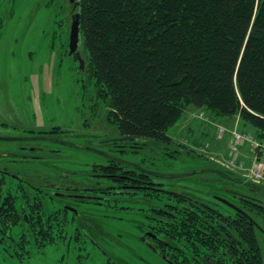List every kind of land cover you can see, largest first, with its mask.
I'll list each match as a JSON object with an SVG mask.
<instances>
[{
  "label": "trees",
  "instance_id": "16d2710c",
  "mask_svg": "<svg viewBox=\"0 0 264 264\" xmlns=\"http://www.w3.org/2000/svg\"><path fill=\"white\" fill-rule=\"evenodd\" d=\"M76 13L86 54L84 83L92 86L94 106L104 105L106 120L121 136L134 139L113 142V148L122 144L136 154L141 149L136 139L146 138L162 147V161L180 156L207 161L175 146L167 134L191 106L214 120L239 115L240 128L253 129L264 140V0H78ZM63 132L55 128L39 134L56 140ZM93 167L151 182L153 189L135 193L151 207L142 213L140 225L152 226L157 237L150 243L167 264H264L259 243V236L264 239L263 186L218 166H210L217 171H206L209 177L198 178L188 189L107 159ZM112 179L121 184L120 178ZM3 186L0 181L1 233L8 236L21 225L36 236L38 246L63 234L69 213L55 207L42 190L15 188L25 202L17 209L16 197L2 193ZM43 199L53 208L48 211ZM218 206L230 212L224 214ZM112 262L117 264H107Z\"/></svg>",
  "mask_w": 264,
  "mask_h": 264
},
{
  "label": "rangeland",
  "instance_id": "374dc122",
  "mask_svg": "<svg viewBox=\"0 0 264 264\" xmlns=\"http://www.w3.org/2000/svg\"><path fill=\"white\" fill-rule=\"evenodd\" d=\"M63 2L69 5L68 0ZM58 11L57 0H0V138L25 140L0 141V180L8 182L2 187V193L10 191L16 197L17 209L25 205L24 198L16 195L12 178L7 175L4 178L1 170L5 168L8 172L22 173L27 177L28 182L19 188L33 193L35 191L29 188L30 182L43 188L44 178L49 177L64 185L73 182L86 184L82 173H99L93 166L103 164L105 156L112 155L113 158L128 164H140L162 175H189L210 166L241 175L236 168L228 169L222 164L224 162H216L215 155L211 153L216 146L225 150L230 141L228 133H217L216 125L232 128V119H238L237 115L230 120H214L205 110L191 106L177 125L168 130L167 134L175 146L181 145L185 147L178 146L181 149L203 155L207 161L182 156L178 159L166 157L162 161V147L146 138L136 139L141 146L136 154L114 151L111 143L103 144L102 141L122 136L116 125L106 120V107L102 104L94 106L92 86L84 83L87 80L84 70L69 73V69H72L70 62L58 66L57 59H54L58 55L52 53L58 42L54 38L55 22L64 13L58 14ZM79 51L84 59L86 54L81 44ZM200 114L210 119V123L198 118ZM55 128L66 132V135H55L56 141L40 139L44 135L39 132ZM239 131L242 132V129ZM247 131L254 132L249 128ZM36 137L39 139L29 141ZM20 154L27 155L24 161H10ZM144 157L146 161L142 162ZM206 177H209L208 172L186 178L158 180L174 188L182 185L188 189L196 185L198 178ZM246 180L251 182V179ZM42 203L48 211L53 208L47 199H43ZM127 203L122 200L118 202L123 206ZM130 206L131 210H122L78 203L76 208L88 214L89 223L100 227L103 233L76 232L78 227L88 230V225L71 221L64 225L60 237L53 234L55 240L47 242L45 246H38L36 236L21 225L14 226L8 236L0 232V264H107L110 260L117 264H167L138 237V228L144 221V211L139 209L145 208L144 201L131 202ZM218 209L224 214L230 212L224 206H218ZM71 218L69 213L68 219ZM259 243L264 257V239L261 236Z\"/></svg>",
  "mask_w": 264,
  "mask_h": 264
},
{
  "label": "flooded vegetation",
  "instance_id": "af4514ba",
  "mask_svg": "<svg viewBox=\"0 0 264 264\" xmlns=\"http://www.w3.org/2000/svg\"><path fill=\"white\" fill-rule=\"evenodd\" d=\"M58 1V14L64 12L62 14V17H60L56 22L55 25L56 27L54 28V38L58 39V42H54L56 44V49L52 51V53H57L58 55H55L54 59H57L58 61V66L62 65L63 62L66 63V61L70 62L72 69H69V73H78L82 72L84 70V62L83 66H80V61L78 57L76 56V53L78 52L79 54V46L76 49L75 52H70L69 49V38H70V29L69 25L71 27V16L76 13V9L78 7V0H68L69 5L66 6L65 2L62 3V0H57ZM40 6V5H38ZM69 29V32H68ZM81 60L83 61L82 56L80 55ZM52 141V140H50ZM113 148V147H112ZM112 150L118 151V152H126L128 151L126 148L122 146V144H116L115 148ZM132 150V149H129ZM113 151V152H114ZM133 151V150H132ZM138 152V151H137ZM15 156V155H13ZM27 155H17V157H13L10 159L11 162H15L16 160L24 161L26 159ZM111 157V156H109ZM114 156L112 155L111 158L105 157V159L109 161H114L116 163L122 164V166H128L133 169H136L138 173H143V170L150 171L148 168H143L139 164H126L124 161L118 162L116 158H113ZM17 158V159H16ZM99 171L101 168H95V170ZM93 170V172H95ZM2 174L5 176H9L12 178V182L15 185V188H19V186H22L23 183L28 182L27 177L21 175L22 173H17L13 174L11 172H8L7 169L1 170ZM152 172V171H151ZM145 174V173H143ZM148 175V174H145ZM137 175H131L128 176L126 174L122 175H117V174H106V173H82V177L84 180H86V184L82 182H73L64 185V183L57 181L54 178H44V184L45 186L43 188L41 187H36L33 184V181L30 182V187L32 188L35 192H38V190L43 191V195L49 198L50 201L53 202L55 207L57 208H62L63 210H66L67 213H70L72 215V218L69 219V222L73 221L74 223L78 222L81 225H88V230H80L79 227L77 228L76 232L79 233H95L98 234L103 233V230H101L100 227L94 225L93 223H89L88 217H90L88 214H86L83 211H80L76 208V205L81 202H86V203H92L97 206H103L105 205H116V209H122L124 210L125 208H128L130 206L131 202L134 201H139V200H145L144 205L145 208H142V210L145 212L146 210H151V207H149V202L146 201L148 199H144L141 195L138 197L135 195V193H138L139 188H147V189H153L149 184L151 183L150 181H145V180H140L136 177ZM151 176V175H150ZM94 177H101V180H97ZM120 178L121 184H114L112 178ZM2 183L4 185H7L8 182H6L4 179H1ZM39 183H42L39 181ZM89 183V184H87ZM146 184V185H144ZM20 189V188H19ZM163 190V189H162ZM164 192L168 193L171 191H165ZM230 193L232 191H229ZM33 193V192H32ZM173 193V192H171ZM31 197V195H29ZM216 196H213L215 198ZM32 198V197H31ZM51 198H53L51 200ZM127 201V205H119V201ZM216 201H218L216 199ZM110 202V204H108ZM219 202V201H218ZM221 203V202H220ZM108 208V207H107ZM106 217V216H104ZM108 218V217H107ZM110 218H115V217H110ZM92 220L96 221V219L91 218ZM119 219V218H116ZM91 225V226H90ZM141 227V228H140ZM139 229V238L142 240L143 244L155 255L160 256V252H158L150 243V240L152 237L156 238V234L152 233V226H142L140 225ZM161 257V256H160ZM162 258L166 259L165 256L162 255ZM167 260V259H166ZM168 261V260H167ZM113 264V263H111Z\"/></svg>",
  "mask_w": 264,
  "mask_h": 264
},
{
  "label": "water",
  "instance_id": "95a60500",
  "mask_svg": "<svg viewBox=\"0 0 264 264\" xmlns=\"http://www.w3.org/2000/svg\"><path fill=\"white\" fill-rule=\"evenodd\" d=\"M81 43V38H80V31H79V14L76 13L74 15L71 16V27H70V38H69V49L70 52H75L76 49L78 48V46ZM76 56L78 57L79 61H80V66H83V61L80 58V54L77 52ZM41 139H45L44 137H40ZM24 139L22 138H0V141H16V142H21ZM30 140H34V138H30ZM134 140L133 138H128V137H120L118 139H113V140H105L102 141V143H107V142H121V141H131ZM89 150H93V151H97L94 148H88ZM108 158H111L109 156H107ZM118 162H123L122 160H117ZM126 163V162H125ZM128 164V163H126ZM209 170H213L214 172H216L215 169H206L205 171H209ZM201 171H197V173H200ZM143 173L151 175L153 177H158V178H165V179H176V178H184L186 176H188V174H157L151 171H146L143 170ZM262 190H264V188H262ZM169 194H174L171 192H168ZM217 200L220 201L221 203H223L224 205H226L227 207L231 208L232 210H234L236 213L241 214V215H245L240 209H238L236 206H234L233 204L229 203L227 200L222 199L220 197H217ZM246 216V215H245ZM248 219L250 221H252L249 217Z\"/></svg>",
  "mask_w": 264,
  "mask_h": 264
},
{
  "label": "built area",
  "instance_id": "2783aa9c",
  "mask_svg": "<svg viewBox=\"0 0 264 264\" xmlns=\"http://www.w3.org/2000/svg\"><path fill=\"white\" fill-rule=\"evenodd\" d=\"M219 133H223L224 129L219 127ZM233 142L230 144V151L232 154H237L238 145L247 142L253 150H258L261 153V158H255L252 166L247 170V177L251 179L252 182L257 184H264V142L260 143L254 140L251 136L246 134H240L234 129L232 131ZM228 166L234 165V159H230L227 162Z\"/></svg>",
  "mask_w": 264,
  "mask_h": 264
},
{
  "label": "crops",
  "instance_id": "0c3cea01",
  "mask_svg": "<svg viewBox=\"0 0 264 264\" xmlns=\"http://www.w3.org/2000/svg\"><path fill=\"white\" fill-rule=\"evenodd\" d=\"M213 147L214 146H212V148ZM225 150H223L220 146H216L211 150V153L213 155L219 157V158H226V157H228V152H227L228 145H227V148ZM237 159L239 162L244 163L245 166L250 165V163L252 162V159H253V155H252V152L250 151V149L247 145L243 144L240 147V153H239V156Z\"/></svg>",
  "mask_w": 264,
  "mask_h": 264
}]
</instances>
